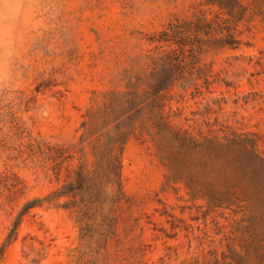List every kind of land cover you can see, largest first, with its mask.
Returning <instances> with one entry per match:
<instances>
[{
  "label": "rangeland",
  "instance_id": "rangeland-1",
  "mask_svg": "<svg viewBox=\"0 0 264 264\" xmlns=\"http://www.w3.org/2000/svg\"><path fill=\"white\" fill-rule=\"evenodd\" d=\"M217 1L0 0V264H264V0Z\"/></svg>",
  "mask_w": 264,
  "mask_h": 264
},
{
  "label": "trees",
  "instance_id": "trees-1",
  "mask_svg": "<svg viewBox=\"0 0 264 264\" xmlns=\"http://www.w3.org/2000/svg\"><path fill=\"white\" fill-rule=\"evenodd\" d=\"M235 3H236V0H220V1H217V5L223 9H226L227 12L234 9ZM172 27H174V25H172L171 28ZM164 34L169 36V34H167V32H164ZM124 96H125V99L122 100V103H121L122 112L120 115H118L114 119V121L116 123V130H115L114 137H113L114 149H117L120 146V144H122L129 137L131 132L133 131L135 121L129 130L125 129L126 128L125 127L126 121H128L131 117H133L134 114L136 113V111L140 109V108H138L139 105L135 104V100L131 97L132 95L129 92H124ZM132 110H133V112H132ZM204 143H206L208 145H213L214 148H217L220 145H223V143L218 142L217 140L208 139V138L204 139ZM113 163H115L114 160H113ZM109 174H110L111 181H113L114 177H117L118 174H117V170H116V164H115V168L113 170H111ZM68 187L69 188L71 187V183L68 185H65L59 191L54 192L53 196H58V195L60 196V194L62 195L64 193L63 190H67ZM66 192H72V191H66ZM75 196H76V192H73L72 197L75 198ZM74 200L72 202H74Z\"/></svg>",
  "mask_w": 264,
  "mask_h": 264
}]
</instances>
